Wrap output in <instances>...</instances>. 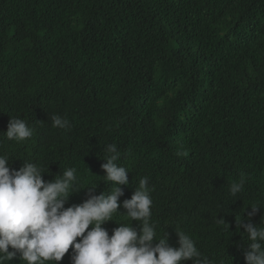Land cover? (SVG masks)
<instances>
[{"label":"trees","instance_id":"1","mask_svg":"<svg viewBox=\"0 0 264 264\" xmlns=\"http://www.w3.org/2000/svg\"><path fill=\"white\" fill-rule=\"evenodd\" d=\"M9 117L33 136L7 140ZM109 144L129 171L114 222L102 225L110 236L131 224L122 204L147 177L157 239L166 232L178 248L182 231L213 264H246L250 241L236 222L264 208V0H0V154L10 168L34 162L52 181L75 167L67 208L87 187L112 191L101 168ZM260 221L264 210L250 222ZM9 264L25 262L17 253Z\"/></svg>","mask_w":264,"mask_h":264},{"label":"clouds","instance_id":"2","mask_svg":"<svg viewBox=\"0 0 264 264\" xmlns=\"http://www.w3.org/2000/svg\"><path fill=\"white\" fill-rule=\"evenodd\" d=\"M9 118L4 133L7 140L22 142L33 136V128L24 119ZM50 120L55 128L71 129L66 118L52 115ZM105 151L109 155L102 159L106 162L101 168L112 191L94 195L96 186L87 187L89 198L67 208L70 195L78 192L75 167L45 181L46 173L37 163L24 161L19 170H14L8 156L0 154V264H9L17 253L25 264H59L70 247L71 264H184L189 260L193 264H213L182 231H176L178 248L169 246L166 232L157 239L156 225L151 222L153 200L147 177L140 179L132 198L122 204L126 215L121 216L129 218L131 224L117 223L119 226L109 235L102 225L114 222L113 214L121 207V186L128 184L129 171L117 163L120 153L115 144L107 145ZM243 184V177L233 182L229 188L231 195L240 193ZM249 208L248 222L245 218L239 225L236 222V230L243 229L250 241L244 253L246 264H264V226L261 221L259 226L250 222L264 208ZM216 220L228 225L222 219ZM133 221L139 222V232L132 227Z\"/></svg>","mask_w":264,"mask_h":264}]
</instances>
